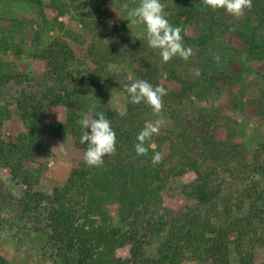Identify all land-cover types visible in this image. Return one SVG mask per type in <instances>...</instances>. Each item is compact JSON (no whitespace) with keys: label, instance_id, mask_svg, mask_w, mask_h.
<instances>
[{"label":"trees","instance_id":"obj_1","mask_svg":"<svg viewBox=\"0 0 264 264\" xmlns=\"http://www.w3.org/2000/svg\"><path fill=\"white\" fill-rule=\"evenodd\" d=\"M161 2L193 50L187 61L163 63L143 26L128 27L122 4L139 0H0V242L18 256L0 252V264H255L264 247V81L251 97L241 82L250 62H264V0L239 20L201 0ZM26 7L38 19L9 10ZM137 80L167 90L160 116L130 102L124 86ZM115 95L122 107L110 103ZM222 98L231 115L214 105ZM51 107L65 109L64 122L48 123ZM12 109L24 130L7 140ZM89 109L116 133V153L100 168L83 162L78 121ZM250 110L261 131L240 142L238 116L247 122ZM157 120L148 155L137 156L138 133ZM50 137L82 156L46 192ZM155 152L162 162L153 166ZM179 196L194 205L165 206Z\"/></svg>","mask_w":264,"mask_h":264},{"label":"clouds","instance_id":"obj_2","mask_svg":"<svg viewBox=\"0 0 264 264\" xmlns=\"http://www.w3.org/2000/svg\"><path fill=\"white\" fill-rule=\"evenodd\" d=\"M253 0H201V4L213 13L223 11L234 20L242 18L246 11L251 9ZM122 8L126 12L125 20L129 21L128 27L143 26L145 39L149 48L158 50L163 63L170 62L179 57L184 61L189 60L193 50L183 45L182 29L170 24L166 18L165 5L161 0H139V3L130 7L123 3ZM234 30V29H233ZM214 59L219 62V57ZM125 92L134 105L141 103L149 107L154 115L160 116L163 110V97L168 93L163 85L153 86L145 80H137L124 86ZM125 115L124 112L120 113ZM78 124L83 129L80 143L87 144L83 154V162L88 168H100L104 166L106 156L116 153V133L111 126V121L103 112H94L89 109L81 113ZM160 120L155 123L145 122L144 127L137 135V143L134 145L137 156H147L149 142L160 131ZM90 130V131H89ZM162 162V154L155 152L151 163L156 166Z\"/></svg>","mask_w":264,"mask_h":264},{"label":"rangeland","instance_id":"obj_3","mask_svg":"<svg viewBox=\"0 0 264 264\" xmlns=\"http://www.w3.org/2000/svg\"><path fill=\"white\" fill-rule=\"evenodd\" d=\"M11 14L15 12L16 16L21 18H33L38 19V15L35 11L26 8H16L9 9ZM116 20V19H115ZM115 20H113L115 22ZM30 31H26L27 37H29ZM221 43V42H220ZM219 42H217L216 47L219 49V52L223 50V47ZM81 56V55H80ZM228 53L222 55L223 59L228 58ZM21 68L26 71H32L33 67H28L26 64H21ZM213 71H219L220 65H210L209 66ZM248 72L242 79V84L247 87V90L250 92L248 95L250 96L251 92L256 91V88L261 85L264 81V62L252 61L249 63ZM251 97V96H250ZM122 96L115 95L113 100L110 102L113 106L120 105L122 107ZM216 107H221L224 112L231 115L228 111L229 100L227 98L217 99L215 104ZM12 120L6 125V138L7 140H12L16 137L20 132L24 130L22 123L20 122V117L16 109H12ZM249 120L246 122L243 117L238 116V122L242 125L240 128V142L252 140L255 137L259 136V132L261 131V127H257L255 120H257L254 116L253 110L248 111ZM236 117V116H235ZM66 111L63 107H51L48 110L47 121L48 123H62L65 121ZM161 125V124H160ZM159 125V127H160ZM263 129V128H262ZM218 136L220 138L226 137V132L224 129H220L218 131ZM249 142V141H248ZM49 144L51 145L53 157L48 160H42L43 163L48 164V168L43 177V181L41 183V189L46 192H51L55 185L58 183H62L70 174L71 169L80 161L82 153L78 149L74 147L71 141L68 142H60L54 140L53 138H49ZM194 202L184 196H179L173 199L166 198L165 206L171 208L173 210H179L181 208L187 206H193ZM157 246H152L147 249V253L149 256L154 257L156 255ZM15 249L11 244H9L4 238L0 242V252L9 260L18 259V256L14 252ZM122 254H127V252H122ZM17 261V260H16ZM255 264H264V247L258 246L255 250ZM232 264H239L237 258L233 259Z\"/></svg>","mask_w":264,"mask_h":264}]
</instances>
